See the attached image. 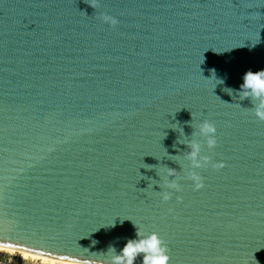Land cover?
Here are the masks:
<instances>
[{"label":"water","instance_id":"95a60500","mask_svg":"<svg viewBox=\"0 0 264 264\" xmlns=\"http://www.w3.org/2000/svg\"><path fill=\"white\" fill-rule=\"evenodd\" d=\"M249 69H264V0H0V244L91 264L138 227L168 264H264ZM205 119L203 152L223 166L196 169L197 189L178 158L181 190L163 200L152 180L180 168L166 152Z\"/></svg>","mask_w":264,"mask_h":264},{"label":"clouds","instance_id":"9594fccd","mask_svg":"<svg viewBox=\"0 0 264 264\" xmlns=\"http://www.w3.org/2000/svg\"><path fill=\"white\" fill-rule=\"evenodd\" d=\"M100 19L103 23L110 26H115L118 23L115 17L106 13L102 14ZM211 73V77L207 79L219 81L215 83V87L217 84H222L224 82L222 79L216 77L215 69H212ZM229 90L232 94L233 90ZM238 96L241 100L244 98H250L252 103L250 109L252 113L259 120H264V69L258 71H252L249 69L244 73L243 83L240 85ZM178 130L180 136L177 142L179 144L187 145L188 150L177 155H169L166 151L165 152L168 159H171L180 165L179 170L165 166L163 176L157 172L160 179L152 180L156 181V183L153 184H159L160 191L157 192L161 193V198L165 201L171 199L173 190L176 193L181 190V184L177 174L183 170L184 166L179 162L178 158H183L189 162L190 166L187 168V177L193 182L194 188L197 189L203 186V177L196 171V169L204 168L209 164H212L213 167L223 166L221 162L213 163L211 157L205 155L203 152L205 145L208 149H212L217 143L215 135L216 127L212 121L205 119L198 122L195 128H193L190 137L184 134L182 128H179ZM169 177L172 178L170 179ZM177 198L179 199V197ZM111 226L114 227L115 223ZM93 243L95 244L96 241H93ZM2 247H4V245L0 244V248ZM167 251V247L159 237L158 233H145L137 227L135 238L128 239L118 253L115 247L109 246L106 253H99L101 256L107 257V259H94L91 264H135L138 256L142 257V264H168L170 257L168 256ZM33 259L40 260L43 264H89L88 260L64 256H34Z\"/></svg>","mask_w":264,"mask_h":264},{"label":"built area","instance_id":"2783aa9c","mask_svg":"<svg viewBox=\"0 0 264 264\" xmlns=\"http://www.w3.org/2000/svg\"><path fill=\"white\" fill-rule=\"evenodd\" d=\"M0 264H43V262L33 258H25L17 252L0 251Z\"/></svg>","mask_w":264,"mask_h":264},{"label":"bare ground","instance_id":"6f19581e","mask_svg":"<svg viewBox=\"0 0 264 264\" xmlns=\"http://www.w3.org/2000/svg\"><path fill=\"white\" fill-rule=\"evenodd\" d=\"M0 251H4V252H9V253H19L21 256L25 257V258H33L34 256H44V255H40V254H35V253H31V252H27V251H23V250H17L14 248H10V247H2L0 248ZM48 257V256H45Z\"/></svg>","mask_w":264,"mask_h":264}]
</instances>
